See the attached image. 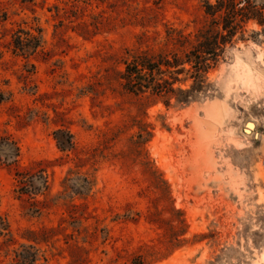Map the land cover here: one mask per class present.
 Returning <instances> with one entry per match:
<instances>
[{"label":"rangeland","instance_id":"rangeland-1","mask_svg":"<svg viewBox=\"0 0 264 264\" xmlns=\"http://www.w3.org/2000/svg\"><path fill=\"white\" fill-rule=\"evenodd\" d=\"M202 23L200 0H0V136L48 182L46 197L18 199L0 167L14 239L0 237V264H13L25 231L45 229L55 232L39 264H264V37L250 38L260 28L247 25L188 106L120 83L136 49ZM36 30V53H15L13 36ZM68 205L86 220L74 225Z\"/></svg>","mask_w":264,"mask_h":264},{"label":"trees","instance_id":"trees-1","mask_svg":"<svg viewBox=\"0 0 264 264\" xmlns=\"http://www.w3.org/2000/svg\"><path fill=\"white\" fill-rule=\"evenodd\" d=\"M200 3L203 23L195 32L185 34L182 30L166 28L163 46L146 45L144 50L136 49L129 60H124L119 79L125 92L135 97L159 99L166 107L172 100L177 107L188 106L198 95L209 91L207 75L223 62L227 51L237 42L247 40L246 27L249 23L260 28L250 38L264 37V0H200ZM36 33H26V38L15 34L13 51L24 56L34 55L42 44L41 31L36 30ZM142 36H146L145 33ZM186 83H189L188 87L182 88ZM3 100L4 95L0 92V101ZM19 156L17 144L8 136H0V167L11 168L16 197H46L48 182L44 172L21 168L18 165ZM86 185L88 190L93 186L90 181ZM53 201L58 200H35L34 204L43 209ZM79 208L74 205L66 207L68 218L74 225L80 224V219L86 220L76 214ZM86 229L82 228V231ZM54 232V229L25 231L22 239L27 244H22L19 250L13 252V264H39L44 258L37 246L46 243L49 239L47 235ZM0 237L5 245L14 241L8 222L1 215Z\"/></svg>","mask_w":264,"mask_h":264},{"label":"bare ground","instance_id":"bare-ground-1","mask_svg":"<svg viewBox=\"0 0 264 264\" xmlns=\"http://www.w3.org/2000/svg\"><path fill=\"white\" fill-rule=\"evenodd\" d=\"M249 128H251V125H249Z\"/></svg>","mask_w":264,"mask_h":264}]
</instances>
